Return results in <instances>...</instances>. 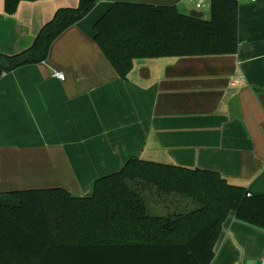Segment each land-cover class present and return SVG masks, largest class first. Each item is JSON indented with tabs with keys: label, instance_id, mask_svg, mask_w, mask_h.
Returning a JSON list of instances; mask_svg holds the SVG:
<instances>
[{
	"label": "crops",
	"instance_id": "crops-1",
	"mask_svg": "<svg viewBox=\"0 0 264 264\" xmlns=\"http://www.w3.org/2000/svg\"><path fill=\"white\" fill-rule=\"evenodd\" d=\"M78 2H24L9 16L0 0V55L30 49L57 10ZM116 2L210 19V0L201 10L190 0H99L46 61L1 76L0 192L62 188L85 197L97 179L138 158L216 171L264 196V0L238 3L235 56L141 59L126 80L94 40L96 23ZM145 195L151 215L193 209L190 200L150 188ZM211 264H264V230L230 215Z\"/></svg>",
	"mask_w": 264,
	"mask_h": 264
},
{
	"label": "trees",
	"instance_id": "trees-1",
	"mask_svg": "<svg viewBox=\"0 0 264 264\" xmlns=\"http://www.w3.org/2000/svg\"><path fill=\"white\" fill-rule=\"evenodd\" d=\"M4 0L15 15L24 2ZM99 0L57 10L32 47L0 55V77L48 59L52 44ZM210 19L176 6L116 2L95 25V42L121 79L135 62L163 57L235 56L239 4L210 0ZM193 203L190 211L151 215L145 190ZM220 173L130 159L81 197L62 188L0 192V264H211L230 215L264 230V196H248Z\"/></svg>",
	"mask_w": 264,
	"mask_h": 264
},
{
	"label": "built area",
	"instance_id": "built-area-1",
	"mask_svg": "<svg viewBox=\"0 0 264 264\" xmlns=\"http://www.w3.org/2000/svg\"><path fill=\"white\" fill-rule=\"evenodd\" d=\"M190 1L193 2L196 5V7L200 10L204 8L206 3V0H190ZM235 1L239 3L241 0H235ZM248 1L256 2L257 0H248ZM54 76L62 81L66 79V75L63 72H57L55 73ZM248 196H251V194L249 193Z\"/></svg>",
	"mask_w": 264,
	"mask_h": 264
},
{
	"label": "rangeland",
	"instance_id": "rangeland-1",
	"mask_svg": "<svg viewBox=\"0 0 264 264\" xmlns=\"http://www.w3.org/2000/svg\"><path fill=\"white\" fill-rule=\"evenodd\" d=\"M206 12L209 14L208 11H206ZM206 12H205V14H207ZM187 210L190 211V210H192V208H187V207L181 208V211H187Z\"/></svg>",
	"mask_w": 264,
	"mask_h": 264
},
{
	"label": "water",
	"instance_id": "water-1",
	"mask_svg": "<svg viewBox=\"0 0 264 264\" xmlns=\"http://www.w3.org/2000/svg\"><path fill=\"white\" fill-rule=\"evenodd\" d=\"M195 17H197V18H201V16H200V15H197V16H195Z\"/></svg>",
	"mask_w": 264,
	"mask_h": 264
}]
</instances>
